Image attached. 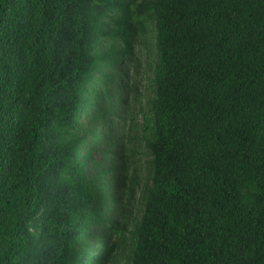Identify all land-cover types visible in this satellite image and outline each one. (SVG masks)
Returning a JSON list of instances; mask_svg holds the SVG:
<instances>
[{"label":"trees","instance_id":"obj_1","mask_svg":"<svg viewBox=\"0 0 264 264\" xmlns=\"http://www.w3.org/2000/svg\"><path fill=\"white\" fill-rule=\"evenodd\" d=\"M0 264H264V0H0Z\"/></svg>","mask_w":264,"mask_h":264},{"label":"rangeland","instance_id":"obj_2","mask_svg":"<svg viewBox=\"0 0 264 264\" xmlns=\"http://www.w3.org/2000/svg\"><path fill=\"white\" fill-rule=\"evenodd\" d=\"M147 28L149 29V25L147 24ZM145 44L149 45V48L152 46V42L149 39V36L145 37ZM144 44V45H145ZM144 45H137L136 46V52L138 54L139 62L138 65H135V63H131L130 69H126L125 73V79H122L120 81L121 85H127L129 91L127 92V87L123 90V94L126 96L128 104L127 108L124 111V115H126V118H129V114L134 118L133 122L131 123L132 125V132L131 135L139 137L141 130H140V118L137 116V111L140 108V106L145 105V100H146V93H145V88H146V80L150 76V72L148 69H146L147 62L150 61L149 55L146 56V51L144 50ZM152 49V48H151ZM136 69V72H135ZM135 87V88H134ZM96 89H100L98 86ZM135 96V99L140 100V103H135L133 100V97ZM95 100V101H94ZM94 100H91V107L89 109V113L94 114L95 116H100V112L103 110L106 101H105V96L102 92H98L94 96ZM135 103V104H134ZM82 121L84 123V126L87 127L88 129L92 128H97L99 132L102 133L103 141L100 144V149L98 150L95 155H93V159L96 161H100L102 158L101 154V149L104 148L106 145L105 141L108 140V137L106 136L108 132L105 129L106 127H101L100 126V121L97 119L96 121L92 122L91 124H88V118L84 114L82 117ZM119 123H121L119 121ZM129 124V122L127 121ZM127 128V127H126ZM112 134V132H110ZM141 145H144V142L140 143ZM146 158L143 159V166H142V175L144 173L146 174V164H145ZM141 174V170H140Z\"/></svg>","mask_w":264,"mask_h":264}]
</instances>
